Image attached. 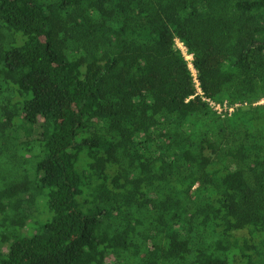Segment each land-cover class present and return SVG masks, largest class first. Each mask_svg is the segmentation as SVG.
Instances as JSON below:
<instances>
[{"label": "trees", "instance_id": "obj_1", "mask_svg": "<svg viewBox=\"0 0 264 264\" xmlns=\"http://www.w3.org/2000/svg\"><path fill=\"white\" fill-rule=\"evenodd\" d=\"M179 2L182 30L194 14L243 21L213 41L227 110L150 109L127 143L109 112L125 104L121 56L162 43L170 26L154 7ZM130 99L155 102L150 90ZM195 184L172 237L162 205ZM103 187L133 198L103 206ZM16 234L0 264H85L90 246L112 264H264V0H0V244Z\"/></svg>", "mask_w": 264, "mask_h": 264}, {"label": "rangeland", "instance_id": "obj_2", "mask_svg": "<svg viewBox=\"0 0 264 264\" xmlns=\"http://www.w3.org/2000/svg\"><path fill=\"white\" fill-rule=\"evenodd\" d=\"M179 5L180 2L170 5L159 3L154 7V17L157 21L167 22L170 26L168 36L162 43L156 47L144 49L133 46L121 56L126 75L114 85V88L125 104L121 108L110 109L109 112L115 118V124L123 130L127 143L134 131L148 128L151 119L150 109L156 113L163 106H171L186 113L204 101L219 111L226 108L225 104H219L220 102L214 98L215 89L225 75L221 70L223 59L213 47V41L225 27L237 28L243 25V21L236 20L223 23L213 18L203 20L197 14H194L195 16H192L189 27L182 30L178 28L175 18V10ZM184 34L188 38H185ZM172 42H174L182 56L172 48ZM142 59L149 61V64L143 69L141 68ZM185 65L188 69L185 68ZM90 69L92 72H96L98 66L91 65ZM135 69L142 73L133 72ZM27 83L32 84V82ZM143 90H150L154 95L155 102L149 104L145 100H140L141 109L137 110L135 102L130 99V96L136 95L139 97L140 91ZM22 128H24L26 134L31 131L37 132L38 124H30L25 121ZM26 134L25 136L28 137ZM98 164L104 165L103 160H100ZM198 188V184H195L176 196H171L162 205L165 211L162 220L163 228L170 236H175L172 232L175 216L184 213L183 199ZM97 192L109 196V200L103 203V206L115 203L128 204L133 198L125 191L114 190L109 187L99 188ZM242 207L251 219L262 222L261 212L252 206L250 201H244ZM41 222L38 224L40 225ZM99 229L101 235L106 237L108 226H101ZM129 230L130 226L118 236L120 242L125 240ZM17 237L18 234L0 244L1 257L7 251V245L16 241ZM220 251L221 247L218 248V252ZM85 264H112V260H101V250L95 246H90L89 252L85 255ZM155 264H158V262L156 261Z\"/></svg>", "mask_w": 264, "mask_h": 264}, {"label": "built area", "instance_id": "obj_3", "mask_svg": "<svg viewBox=\"0 0 264 264\" xmlns=\"http://www.w3.org/2000/svg\"><path fill=\"white\" fill-rule=\"evenodd\" d=\"M219 104H222V103H219ZM224 104H225V107H226L224 110H227V104H226V103H224ZM224 104H222V105H224ZM216 110H217V109H216ZM224 110H221V111L218 110V111H219V112H222V111H224ZM230 110H233V107H230Z\"/></svg>", "mask_w": 264, "mask_h": 264}]
</instances>
